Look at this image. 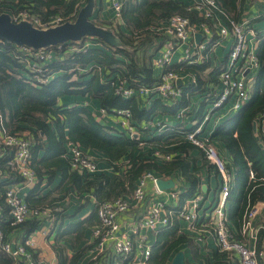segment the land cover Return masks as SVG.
Here are the masks:
<instances>
[{"label":"trees","instance_id":"obj_1","mask_svg":"<svg viewBox=\"0 0 264 264\" xmlns=\"http://www.w3.org/2000/svg\"><path fill=\"white\" fill-rule=\"evenodd\" d=\"M84 1L0 0V13L26 10L41 19L52 15L68 16L78 11ZM215 1L232 18L238 19L242 15L245 0ZM187 2V0H122L120 19L113 22L92 20L95 25L112 32L119 43L110 44L104 39L91 36L99 45L91 46L85 51L69 52L62 59L52 62L50 68L60 72L46 85L33 86L26 82L20 76L22 65L15 57L14 46L0 39V114L8 132L28 133L27 135L32 139L30 165L37 177L41 176L43 169L51 171L58 168L64 175L67 174L70 165L68 159L63 156L64 143L72 141L86 152L89 149L98 151L112 165L113 173L110 174L104 172L83 176L72 171L69 175L73 184L80 180L84 181V190H92L98 202L130 195L144 171L161 175L179 171L189 185L188 191L181 196L182 198L199 188L200 182L193 174L194 169L200 168L195 165L196 159L200 158L202 165L209 166L210 169L215 166L209 163L200 149L181 140L180 135L171 134L166 138L165 134L156 135L146 140L147 144L140 148L137 141L127 138L124 132H110L104 128L87 108L77 105L68 107L58 105V99L61 96L89 94L92 98H98L101 107L108 111L128 108L136 121L148 119V115L154 112L157 101L153 102L149 110L139 109L134 99H124L116 95L109 83H103L97 67L104 68V75L108 77L110 72L117 73L132 86L154 83L156 77L151 61L160 43H158L159 36L155 35L151 28L173 14L195 20V15L185 8ZM262 15L259 19L263 17ZM76 17L77 15L72 20L74 21ZM122 23L125 28H122ZM87 37L89 36L81 40ZM72 42L76 43V41ZM257 57L260 69L251 99L233 117L216 127L211 134V139L218 142L229 153L235 168L234 185L231 188L233 191L226 198L229 202L228 221L235 229L241 225L242 214L248 200L251 204L256 201L264 202V149L252 129V122L264 109V36L258 41ZM207 65L206 63L200 65L183 63L185 71L194 72L197 76L198 86L195 90H203L204 82L207 80L215 81L222 68L220 65L208 74H204L203 71ZM168 68L178 69L179 65L174 64ZM86 76L88 77L85 78ZM62 120L68 125L67 137L63 132ZM234 133L237 135L234 136ZM41 135L45 137L48 146L42 142ZM162 139L163 143L160 144ZM170 144L173 145L171 149L165 148ZM156 148L161 152L175 153L177 157L169 162L158 161L152 157V152ZM42 150L45 151V155L38 158V153ZM194 150L198 154H195ZM127 153L129 154L127 162H116ZM9 157L5 153L0 158V170L8 171L6 162ZM249 170L253 172V178H249ZM6 185V181L0 183V192L4 191ZM0 204L4 209L3 216L0 218V227L7 237L9 233L14 232L15 228L9 225L7 208L2 199ZM45 206L52 207L53 214L57 217L62 213L61 210L55 209L54 204ZM45 206L36 207L46 208ZM29 207L35 208L30 205ZM38 217L27 218L18 226H25L30 233L38 228ZM177 228L178 223L174 220L171 225L157 233L152 257L155 264L165 263L176 250L181 248L182 244L188 246L191 257L197 264H231L233 252L219 251L216 248L210 259L209 256L199 253L189 235H178ZM79 233L82 235V231ZM257 235L259 243L264 237V230H259ZM235 236H237L236 233ZM54 249L58 264H75L82 254L79 251L69 258L64 247L58 244L54 246ZM0 264H12L11 259L2 251H0Z\"/></svg>","mask_w":264,"mask_h":264},{"label":"built area","instance_id":"obj_2","mask_svg":"<svg viewBox=\"0 0 264 264\" xmlns=\"http://www.w3.org/2000/svg\"><path fill=\"white\" fill-rule=\"evenodd\" d=\"M108 1L115 19H120L122 0ZM185 8L195 15V20L173 14L151 28L152 32L159 36L158 43H160L151 61L153 69L161 70L154 83L132 86L121 76L107 78L106 81L114 88V93L123 98L144 96L147 99L159 97L174 101L183 92L180 81L187 78V83L191 86H196L198 82L194 72H187L182 68H168L174 65L173 56L179 48L182 47V51L175 64L207 63L212 69L222 65L217 79L208 82V89L202 95L205 106L196 126L177 134L180 135L181 140L200 149L209 163L215 166L220 177L218 188L210 200L203 192L197 191L178 206L179 190L174 186L170 189H159L157 180L165 176L144 171L130 195L97 202L98 223L91 227L94 246L90 251L89 259L83 264H98L99 261L101 264H154L150 259V235L169 226L173 218L183 221L187 233L198 241L203 239L206 232H212L217 249L236 253L237 264H260L258 259L264 256L263 250H258L254 245L249 246L234 237L226 208V198L230 193L231 181L235 174L234 168L220 155L211 139V133L203 134L207 123L232 97L234 101L229 108L232 112L239 110L250 99L253 79L260 69L256 45L263 36L264 30L255 28L246 13H242L238 19L232 18L218 6L215 0H188ZM8 14L14 22L26 21L38 28H48L67 21L72 22L78 11L68 16L52 15L46 19L31 15L26 10H17ZM197 33L200 34L198 40ZM224 42L227 43V51L220 57L217 50ZM11 44L14 46L15 57L22 65L20 76L33 86L48 84L60 72L50 68L52 62L62 59L69 52L85 51L91 46L99 45L91 36L76 43L68 41L56 44L55 47L37 49L24 44ZM213 56L215 58L211 60ZM94 113L98 118H104L110 113L117 115L119 117L117 124L131 139L137 141L140 148L147 144L143 130L165 129L167 126L162 120L151 119L138 127L132 121V114L128 108L108 111L100 107ZM181 116V113L175 115L178 121H181ZM254 122L257 130L254 135L264 149V109L259 112ZM27 134L8 132L0 114V158L5 153L10 156L6 162L8 171L0 170V183L6 181V174L19 176L26 184L35 182L36 173L30 165L32 139ZM63 156L68 159L70 169L80 175L98 173L96 158L77 143L67 141ZM152 157L167 162L174 158V155L156 148L152 152ZM249 178H253L251 170H249ZM148 182L153 186L151 192H147ZM0 199L7 208L9 225L13 228L27 218L51 212L47 207L30 208L10 186H6L4 191L0 192ZM132 204L140 208V215L132 225L123 226L119 217L127 213ZM263 208L264 202L256 201L251 204L248 200L242 215L241 234L248 236L252 241L256 240L259 230H264V223L255 224ZM33 245V240L29 238L21 243L10 241L0 227V251L7 254L12 264L19 262L40 264L34 257ZM163 264H171V262L166 261ZM185 264L197 263L187 260Z\"/></svg>","mask_w":264,"mask_h":264},{"label":"crops","instance_id":"obj_3","mask_svg":"<svg viewBox=\"0 0 264 264\" xmlns=\"http://www.w3.org/2000/svg\"><path fill=\"white\" fill-rule=\"evenodd\" d=\"M87 1L88 0H85L83 3H81L78 12L80 8L87 3ZM91 2H92V8H91L92 11L88 17L89 20L91 21L97 20L100 22H113L114 20H116L113 10L110 6V2L108 0H91ZM242 13H246L248 15V18L250 19L252 25L255 28L259 30H264V27L259 25L257 22V21L261 22L262 20H264V15H262L264 14V0H245ZM261 15L263 17L259 19ZM122 28H125V26H123V23H122ZM226 46L227 43L224 42L222 47H220L217 50L218 56L221 57L224 54H226L228 47ZM257 47H258V42L256 45V49ZM180 54H181V48H179L177 52H175L173 56V64L176 63ZM214 58L215 57L213 56L211 60H214ZM183 63L184 62L177 63L176 65H179V68L185 70ZM188 64H193V63H188ZM194 64L200 65L201 63H194ZM207 67L203 71L204 74H208L213 70L212 68L209 67V65H207ZM97 70H99L100 80L103 83H107L106 82L107 78H116L118 76V74L115 72H110V77L105 76L104 75L105 73L103 72L104 68L101 67H97ZM160 72L161 70L154 69V76L157 78ZM257 74L253 79V85L251 87V97L256 83ZM87 77L88 76H86L85 78ZM187 81H188L187 78L182 80V82L180 81V86H182L183 92L182 95L174 101L164 100L159 97H153L151 99H147L144 96H133L130 98H124V99H134L139 109L141 110H149L153 102L157 101L156 107L153 110L154 112L148 115V119L146 118L141 121H136L132 117V121L135 122V125L139 123L138 124L139 126H142L148 120L151 119L162 120L167 125L165 129L151 128L150 130H143L142 132H144V137H146L147 140H150L154 136L160 134L162 135L165 134L164 136L165 138L166 136H169L171 134L177 135L180 132H184L196 126L197 122L202 116V111L205 106L204 98H202V95L208 89V82L212 80L205 81L203 90L201 91L195 90V88L198 85L191 86L187 83ZM248 101L246 103H248ZM58 105L62 107H68L74 105L85 107L91 112L95 120L98 121L101 125L104 126V128H106L110 132H117V131L124 132V130L117 124V121L119 120V117L117 115L110 113L104 118L102 117L98 118L95 116L94 112L101 107L100 100L98 98L90 97L89 94H86L84 96L82 95L61 96L58 99ZM239 110L235 112L230 111V109L220 110L207 123V125L203 130V134H210V133L212 134L216 127L221 125L229 118L233 117ZM177 113H181L182 115L181 121H178L176 119L175 115ZM121 118L122 117L120 116V119ZM62 122L63 123L61 124L64 126L63 132H65V136L67 137L68 125L65 123V121L62 120ZM255 130H256V124H255ZM255 130L253 132H255ZM171 131H175V132H171ZM124 135L127 138L131 139L129 135H127L125 132ZM41 139L42 142H45V146H48L45 137L42 136ZM162 141L163 139L161 140L160 144L163 143ZM214 143L217 146L220 155L224 159L228 158L230 160V163H232L233 161L229 153L218 142L214 141ZM172 147H173L172 144H170L167 147L165 146V148L167 149H171ZM194 151L196 152L195 154H198L196 150ZM87 153L91 154L96 158L99 169L98 173H104V172L109 174L113 173V168L111 163L103 154L93 149L87 150ZM172 154L174 155V158L177 157V154L176 155L175 153ZM44 155H45V151L42 150L38 153V158H41ZM128 157L129 154L127 153L126 155L123 156L122 159L116 162H125V161L127 162ZM202 164H203L202 160L200 158H197L195 161V165L200 166V168L194 169L193 174L198 178L200 184H199V188H197L193 193L197 191H201L210 200L213 198V195L215 194V191L218 188L220 177L217 171L215 170V167L214 168L212 167V169H210L209 166H205ZM231 166L234 168L233 163ZM71 173L72 170L70 168H68L67 174L65 175L58 168H55L54 170L51 171L49 169H43L41 170V176L37 177L36 175V180L32 184H26L24 180L19 176H15L12 174L7 176L6 174V182H7L6 186L12 187L26 201L28 205H30L31 207H36V206H45V205L54 204V207H57V209L61 210L62 212L57 217L55 214H53V208L47 207L51 210V212H48L45 215H40L38 217L39 220L38 228L28 233L25 226H18L15 228L14 232L9 233V235L7 236V238L10 241L15 243H21L27 238L32 239L34 242V245L32 246L34 257L40 264H58V258L56 255V251L54 249V246L58 244L64 247L65 253L69 258H71L77 252L81 251L82 254L78 258L75 264H83L89 259L90 251H92V248L94 246V243L92 242V238H91V227L98 223V217L96 214V207L98 201L95 195L93 194L92 190L90 191L84 190V183H85L84 181L80 180V182H76V184H73L71 182V179L69 178V175ZM234 173H235V168H234ZM235 174L231 181L229 194H231V191H233V189L231 188L234 185ZM164 176L165 178L162 179H173L174 187L178 189L180 192V199L177 202V204L178 206L182 205L183 201L187 197L193 194L191 193L184 198L181 197L184 193L188 191L187 188L189 185L187 181L182 177L179 171H171L168 174H164ZM152 190H153V186L151 182H148L147 192H151ZM226 208L228 215V209H229L228 200H226ZM245 210L246 207L244 211ZM3 212H4L3 206L0 204V218L3 216ZM139 215H140V208L135 204H132L130 210L127 213L121 215L119 217V220L122 222L123 226L132 225L133 222L139 217ZM174 220L178 223V228H177L178 235L179 234L189 235L185 229V223L181 220H178L177 218H173L172 222ZM261 223H264V208L262 209V212L260 213V215L257 216L255 220V224H261ZM229 225L236 239L246 242L249 246L254 245L258 250H263L264 252V237L260 239L259 242L260 244H259L257 234H256V240L252 241L249 239L248 236H243L241 234V225L236 229L231 223H229ZM165 228L152 232V234L150 235L149 238V243L151 246L150 259L153 263H154L152 258L153 245L156 241V235L158 232L164 230ZM81 231H82V235H80L79 233ZM235 233L237 234V236H235ZM189 236L191 237L193 243L197 246L199 253L203 255H207L211 259L213 255V251L217 248L212 232H206L201 241L196 240L191 235ZM180 247L181 248L176 250V252H174L167 261L171 262L173 256L180 250L184 252L185 262L187 260L193 261L188 246L186 244H182ZM237 257L238 255L234 253L233 258H231L232 259L231 264H237ZM258 260L260 264H264V256L259 258ZM98 264H101L100 261L98 262Z\"/></svg>","mask_w":264,"mask_h":264},{"label":"water","instance_id":"obj_4","mask_svg":"<svg viewBox=\"0 0 264 264\" xmlns=\"http://www.w3.org/2000/svg\"><path fill=\"white\" fill-rule=\"evenodd\" d=\"M92 2L87 3L80 8L74 21L64 22L57 26L48 28H38L26 21L14 22L8 13L0 14V39L17 45H27L32 48L51 47L59 43L68 41H78L85 36H95L106 40L110 44L119 43L112 32L95 25L88 19L91 14ZM200 34H196L198 40ZM253 131L255 123L252 124ZM159 189H170L174 186L173 179L157 180ZM18 264H24L19 262ZM171 264H185V256L182 250L178 251L172 258Z\"/></svg>","mask_w":264,"mask_h":264},{"label":"rangeland","instance_id":"obj_5","mask_svg":"<svg viewBox=\"0 0 264 264\" xmlns=\"http://www.w3.org/2000/svg\"><path fill=\"white\" fill-rule=\"evenodd\" d=\"M188 1V0H187ZM94 21V20H93ZM96 21V20H95ZM258 22V24L259 25H261V26H263L264 27V20H262L261 22H259V21H257ZM256 23V22H255ZM181 51H182V47H181ZM87 70H89V69H87ZM75 77H73V79H74ZM233 101H234V97H232L231 98V100H229L228 102H227V104L225 105V106H223L220 110H224V109H229L231 106H232V103H233ZM209 106H212V105H209ZM220 110H218V111H220ZM225 160V162L228 164V165H232V163H230V160L228 159V158H226V159H224Z\"/></svg>","mask_w":264,"mask_h":264}]
</instances>
